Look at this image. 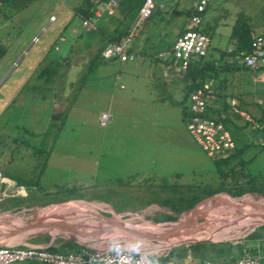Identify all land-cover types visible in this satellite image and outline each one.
Masks as SVG:
<instances>
[{
	"label": "rangeland",
	"instance_id": "rangeland-1",
	"mask_svg": "<svg viewBox=\"0 0 264 264\" xmlns=\"http://www.w3.org/2000/svg\"><path fill=\"white\" fill-rule=\"evenodd\" d=\"M80 1L18 0L0 6V13L10 17L0 19L4 22L0 24V45L7 48L0 60V172L16 186L23 184L32 190L31 197L1 198L5 187L2 183L0 214L28 216L45 206L42 204L84 198L107 200L117 212H138L149 219L162 213L173 214L160 206L166 196L174 201L177 195H182L186 202L192 195L202 197L211 193L208 191H229L228 180L220 175L219 169H233L232 180L243 173L241 175L252 179L254 185H264V145H261L264 128H259L264 115V85L250 84V79L244 81L245 76L251 78L246 72L238 74L245 87H255L251 99L244 96L241 104H237L254 122H247L243 115L228 106L224 112L226 127L238 153L225 163L223 158L209 156L187 131L181 105L177 102L181 101L185 82L182 77L166 75L162 63L165 56L158 58L159 53L171 48L187 23L192 0H154L164 7L155 10L134 29L133 57L127 61L100 58L93 72L84 77L81 74L108 41L105 34L111 33L113 26L127 31L134 19L120 23L113 15L108 22L94 20L97 29L83 31L82 36L76 32L77 39L74 45H69L68 52L67 43L59 40L60 55L65 58L56 66L63 74L58 90L33 91L34 98L28 96L26 90L31 85L24 84L21 77L29 75L28 66L47 52L43 50L45 40L62 28L63 33L71 34V26L79 23L77 17L68 14L70 26L64 28L67 20H62L57 11L60 7L70 11V7ZM40 6L45 17L41 13L37 20L31 21L30 16ZM51 12L59 19L43 30L44 24H39ZM237 18L246 20L255 32H260L264 27V0H211L208 3L201 24L209 34L208 57H218L220 51L232 45L230 31ZM33 35L38 40L18 61L20 51ZM12 66L13 70L3 78ZM169 74H173V70ZM81 80L84 83L79 87ZM19 93L27 96L30 110L16 102L22 101L19 98L22 94L17 97ZM15 96L16 105L13 104ZM251 101L257 105L251 107ZM102 113L110 116L106 126L99 124ZM52 114H57L55 119L51 118ZM253 196L262 197L253 192L235 198ZM15 205H19L18 211L11 209ZM99 205L109 209L104 204ZM9 208L11 210L4 211ZM88 209L91 211L87 214L95 213L93 206L89 205ZM252 230L248 228L236 237L219 241H205L218 243L217 249L222 248L219 243L232 241L230 255L224 256V261L239 254L240 243L237 242H244L248 248L252 238L248 241L246 235ZM144 247L146 245L137 246ZM156 250L157 247L152 248L153 257L166 255L165 251ZM163 260L158 258L157 262ZM194 262L186 252L185 257L175 259L173 264Z\"/></svg>",
	"mask_w": 264,
	"mask_h": 264
},
{
	"label": "built area",
	"instance_id": "built-area-1",
	"mask_svg": "<svg viewBox=\"0 0 264 264\" xmlns=\"http://www.w3.org/2000/svg\"><path fill=\"white\" fill-rule=\"evenodd\" d=\"M120 0H100L93 9V17L80 20L84 31L94 30L96 23L101 18L113 16ZM211 0H192L191 14L187 23L176 37L173 45L165 52L158 54V58L165 59V74L182 77L187 73L190 63L208 53V34L201 27L202 13ZM163 8V4H156L154 0H144L138 9L133 25L118 41H109L101 50V57L105 60L117 58L121 61L131 59V43L134 38V29L139 23H144L152 14L155 7ZM54 17L51 16L50 20ZM37 40V38H35ZM65 38H60L63 42ZM58 47H56L57 49ZM230 51V50H228ZM229 63L246 67L254 72L259 68L264 69V36L257 35L250 44L249 51L240 50L230 55ZM173 70V74L169 72ZM216 92L212 79L206 80L196 89L191 90L187 96V111L185 117L186 128L191 137L211 157L222 158L236 151L235 144L226 125L220 119L208 117L207 108L215 99ZM229 105L236 113L243 115L247 122H254L253 118L237 107V100L231 98ZM224 117V115H222ZM110 116L102 113L99 117L100 126H106ZM264 128V121L259 126ZM261 145H264L262 143ZM8 181L0 172V187L5 183L1 198L10 194L24 195L19 189L9 188ZM16 185V184H15ZM242 255L226 260L222 263H213L205 260L201 264H264V254L260 252L249 253L246 247L242 248ZM33 261L37 264H159L153 253L146 249L134 247L101 246L96 248H82L65 253L54 252L46 249L42 244L23 242L14 245H0V264H13L17 262Z\"/></svg>",
	"mask_w": 264,
	"mask_h": 264
},
{
	"label": "trees",
	"instance_id": "trees-1",
	"mask_svg": "<svg viewBox=\"0 0 264 264\" xmlns=\"http://www.w3.org/2000/svg\"><path fill=\"white\" fill-rule=\"evenodd\" d=\"M10 1H15V0H10ZM99 1L100 0H81L80 3L74 8V17L81 18V19L82 18H87V19L92 18L93 9L96 7ZM143 1L144 0H120L114 16H116V18L119 19L120 23L126 19L133 20L135 18V15L138 9L142 5ZM157 9H159V7L156 6L152 14L150 15V17L154 14L155 10ZM191 13H192L191 10H188L187 16H189ZM203 30L206 32L205 29ZM115 32L117 33L109 35L108 42L112 40L118 41L122 36L126 34L127 31H121V30L118 31V28H117ZM257 35L264 36V29L261 32H255L246 20L237 18L234 24L232 25V28L230 31V41L232 42V46H233L230 51L222 50L220 51L218 57L213 58V57H208L206 55L190 63L187 73L183 76V80L185 81V86L183 89L181 101H177L181 105V113L184 119L188 115V111H187L188 93L191 90L200 87L202 83L206 80H209V79L217 80L221 72L232 69L233 67H238L236 65L234 66V64L232 63L230 64L227 61L226 57L240 50L249 51L251 41ZM208 37H209V34H208ZM101 47L102 48H99L98 52L95 54V58L90 61L87 70L81 74V77L87 76L88 74L92 73L93 69L95 68L96 61L100 58L103 59L101 57V50L103 49L104 46H101ZM5 52H6V47L3 45H0V60L4 56ZM52 70L56 71V66L54 62H48L47 64L43 65L41 69V73L45 75L47 74L51 75ZM83 83H84V80H81L79 87H81ZM216 95L217 97L216 99H214L215 101L213 100L215 103L213 105L208 106L206 115L208 117L220 119L226 125L227 118H225V115L224 117H222V115L224 114L228 106L230 105L229 103H226L224 100V97L219 95L217 92H216ZM56 116L57 114H52L51 118L55 119ZM262 121H264V115H263ZM237 153L238 151L236 150L233 154H230L226 157H222L223 159L221 160L224 161L225 163H229L232 159L235 158ZM217 165H219L218 162H217ZM218 171L220 175L224 177L225 181L228 180L227 185H228L229 191H223V190L208 191L211 193L206 194L202 197H200V195L199 196L192 195L190 199H188L186 202L183 201L184 197L182 195L180 196L177 195L174 201L169 196H166L165 199L163 200V203L160 204V206L168 209L173 214L162 213L160 216L152 217L149 219L155 222L175 220L177 218V215L181 213L182 211L189 209L193 206L194 207L192 209H194L202 201L214 195H218V194H214V192L223 191L233 197H240L246 193H253V192L259 193L262 196H264V185L260 183H257V185H254L252 179H247V177L245 178L244 175H241L243 173H240L239 176H236L235 180L234 179L232 180L231 176H232V172H234L233 169H229L226 171L219 169ZM221 195L224 198V201L231 200V199L228 200V197H231V196L227 194H221ZM15 199H20V198L15 197ZM236 201L237 200H235L234 202ZM237 202L238 203L239 202L264 203V197H261V196L245 197L243 199H240ZM42 205H47V204H42ZM15 207L16 208L14 209V211H18L20 209L19 205H15ZM263 234H264V225L260 226L257 229L252 230L249 234L246 235V237L258 238V237H261ZM28 241H30V243L32 244H43L49 241V237L48 236H38V237L30 238V240ZM217 244L218 243H214L210 241H201V242H195V243L189 244L188 246L174 247L170 249L169 252L165 256L158 257V258L164 259L162 263L160 262L159 264H173V261H175V259H182L183 257H185L186 252L188 253L190 259L195 260L196 262H202V263L205 261V259L209 258L211 254H214V253L230 255L229 247L233 245L232 241L219 243V245L223 246L222 250L216 248ZM46 249L50 251H54V252H61V253H65V252L72 251V250H78V248L74 247L69 242H62L60 239L54 240L53 245L46 247ZM159 251H164V250H159ZM246 251L251 252V250L250 249L248 250V248H246ZM173 256H174V259H173ZM158 258L154 257L156 261H158Z\"/></svg>",
	"mask_w": 264,
	"mask_h": 264
},
{
	"label": "water",
	"instance_id": "water-1",
	"mask_svg": "<svg viewBox=\"0 0 264 264\" xmlns=\"http://www.w3.org/2000/svg\"><path fill=\"white\" fill-rule=\"evenodd\" d=\"M214 194L229 195L226 192H214ZM231 197L235 198L233 196ZM70 202H85L86 204L93 206L96 213L95 216L86 218L79 217L76 219L77 215L74 213H57L53 215L43 213V210L46 208L68 204ZM193 207L179 213L175 220L155 222L143 217L138 212H117L113 209H105L100 207L99 204L90 203L84 200L74 199L60 203H51L43 206L40 209L41 211L25 216V218L22 220H16L10 216L16 214H0V243H3V245L21 244L23 242H27L26 239L28 238L30 239L38 236H48L49 241L44 244L45 247L52 246L54 240L60 239L62 242H69L78 249L96 248L101 246L136 248L139 245L155 246L156 243L159 245L160 240L170 237L179 229H185L192 225L200 226L204 223H210L212 226L218 223L221 225V228H230L231 230L224 232V235L228 236L223 238H228L231 236L236 237L240 234L230 235L233 234V231L235 232L241 228V225H238V222L241 221V218H254L257 220L254 222V225L249 227L253 230L258 226L264 225V210H256L247 214L243 213L242 216L231 219L227 222L221 220L211 221L212 219H210L209 215L207 214L198 217L196 220L190 223H184L180 221L182 214L191 210ZM157 226H167L168 228L164 231L157 230ZM247 229L239 231L243 232ZM223 238L217 240H207L219 241ZM205 240L206 239L194 240L188 238L173 242L167 248H165L164 251L167 254L169 250L175 246H188L189 244Z\"/></svg>",
	"mask_w": 264,
	"mask_h": 264
},
{
	"label": "crops",
	"instance_id": "crops-1",
	"mask_svg": "<svg viewBox=\"0 0 264 264\" xmlns=\"http://www.w3.org/2000/svg\"><path fill=\"white\" fill-rule=\"evenodd\" d=\"M9 2L10 0H0V6H3L5 2ZM18 0H15V2H17ZM80 2H76L74 3V5H72L71 10L67 11L66 9L64 8H61L60 7V11H57V14L60 12V15L59 17H62V20H67L63 27L64 28H67L70 26V23L67 19V16L68 14H72L73 17H74V8L79 4ZM43 9V6H40L35 12H33L34 14H32L30 16V20L31 21H35L39 18V16L41 15V13H43L42 10ZM55 13L54 12H51L49 13L48 17L47 18H43V23L39 24V25H42L44 24V26H41V28L44 30V29H48V27L53 23L55 22L56 20L59 19L58 16H55L54 15ZM43 16L45 17V14L43 13ZM53 16L54 18L50 20V17ZM113 17V16H112ZM5 19V20H8L10 17H8V15H5L4 13L1 14L0 13V19ZM107 19H110V17H106V19H103L104 21H101L99 20L100 22H105L107 21ZM79 20V23H77L76 25H72L71 26V34H65L63 33L62 30H65V29H61V32L57 31L56 30V33H54L52 36L48 37L46 40H45V44L44 46L45 49L43 48V50L47 51L46 53L44 52V54L42 56H40V59L38 60H34L32 63L33 65H29L28 66V69H30V72H29V75H25V76H22L21 79H22V82L24 84H30L31 87H29L27 90H26V93L30 96V97H33L34 98V94H33V91H37L39 93H49V92H55L58 90L59 88V83L60 81L62 80L63 78V74L61 72L58 71V69H56V71L52 70V73L51 75H45L43 73H41V69L43 67V65L47 64L48 62H54L55 66L59 67V65H61L63 59L65 58L64 55H60V51H61V48H62V45L59 46V40L60 38H65V40L62 42V44H66V50L67 52L69 51L70 49V46H72V44L74 45V41L75 39H77V36H76V32H78L80 34V36H82V32L84 31L82 28H81V25H80V20L81 18H78ZM109 21V20H108ZM107 21V22H108ZM64 22V21H63ZM0 24H3L4 25V22L1 20L0 21ZM183 28V27H182ZM181 28V30H182ZM82 29V30H81ZM96 29V28H95ZM116 26H113V29L111 31V33H106L105 35L109 38V35H112V34H115L117 32L116 31ZM264 29V27L261 29V31ZM55 30V29H54ZM118 30H120L118 28ZM180 30V31H181ZM91 30L87 31V32H90ZM260 31V32H261ZM36 35H33L32 38L30 39V41L27 43V45L20 51L19 53V59L18 61L22 60L23 57L26 55V53L28 52V50L30 48H32L33 46V43L36 42L35 38H37L38 40V37H35ZM108 43V41L106 42V44ZM105 44V45H106ZM70 45V46H69ZM104 45V46H105ZM27 47V49L25 50V48ZM56 47H58L56 49ZM232 45L226 49V50H231L232 49ZM25 50V51H24ZM24 51V52H23ZM23 52V53H22ZM130 52H131V47H130ZM7 53V48H6V52L5 54ZM4 54V55H5ZM21 54V55H20ZM229 56L226 57L227 61L229 62ZM114 59V58H113ZM17 61V62H18ZM127 61V60H126ZM231 64V63H230ZM235 66V65H234ZM56 67V68H57ZM13 70V66L12 67H9L8 71H6V74L4 75L3 78H6L8 76V74ZM233 72H236L237 75L242 72H246L248 73V75L251 76V78L245 76V79L244 81H248L249 80V83H261L264 85V69L263 68H259L257 69V71L255 72V76H254V72L251 70V69H248L246 67H241V66H238V67H233L232 69H229V70H225L223 72H221L220 76L218 77L217 80H213L214 82V87H215V92H217L219 95H221L222 97H224V100L226 103L229 102V100L231 98H235L238 102V105L239 103L241 104V100L244 99L243 97L245 96V98L247 100L251 99L252 97V92L253 91H256L255 90V87L254 86H250L249 87H245L243 85V82H242V79L240 78V74L237 76L235 73ZM183 79V78H182ZM184 81V80H183ZM185 82V81H184ZM0 84H1V81H0ZM235 90H237V92H235ZM20 94H22V97H19V98H22V101H18L16 100V98L18 96H20ZM217 97V95H215ZM17 97L15 96V98L13 99V104L16 105V102L18 103V105H26V102H27V96L24 95V93H19L17 94ZM215 97V99H216ZM42 100L45 99V97H41ZM16 100V102H15ZM215 101V100H214ZM212 101L210 103V105H213L215 102ZM57 102V101H56ZM254 105H257L256 102L254 101H251V107H253ZM30 105L28 106V109L30 110ZM263 113V112H262ZM225 115V114H224ZM263 118V117H262ZM261 118V119H262ZM8 183L12 184V188H15V189H19V191L21 192H25V195L22 196V197H31V194H32V190L27 187L26 185H23V184H18L17 186L11 182V181H8ZM21 185V186H19ZM9 188H11L10 186H8ZM10 197H17V195L15 194H10L9 195ZM8 197V196H7ZM74 199H77V200H84V201H87V202H90V203H94V204H104L105 206H108L109 209H113V210H116L114 209V207L111 205V203L107 200H102V199H84V198H74ZM74 199H70V200H74ZM65 201V200H64ZM64 201H61V202H64ZM68 201V200H67ZM60 203V202H59ZM71 203V202H70ZM76 203H85V202H76ZM47 204H51V203H47ZM35 205V204H34ZM16 207H12L11 209H15ZM10 208L9 209H4V211L6 210H11ZM250 240V238L248 239V241ZM237 243H240L241 247L238 248V255H235V257L237 256H240L242 255L243 251H242V248L244 245V242H237ZM243 245V246H242ZM222 248H220V250L223 249V246L221 245ZM241 249V250H240ZM251 250V252L249 253H255V252H260L261 254H264V234L261 236V237H258V238H252L251 241H250V244L248 246V250ZM231 251V250H230ZM224 256L226 255H223V254H217V253H214V254H211V256L205 260H208V261H211L213 263H222L226 260H229V259H232V258H228L224 261H222V259L224 258ZM221 260V261H220ZM219 261V262H218ZM21 263V262H20ZM202 262H194L193 264H201Z\"/></svg>",
	"mask_w": 264,
	"mask_h": 264
},
{
	"label": "bare ground",
	"instance_id": "bare-ground-1",
	"mask_svg": "<svg viewBox=\"0 0 264 264\" xmlns=\"http://www.w3.org/2000/svg\"><path fill=\"white\" fill-rule=\"evenodd\" d=\"M240 199H243V198L228 197L229 201H224V198L222 197L221 194L214 195L202 201L194 209H191L185 212L184 214H182L181 221H184V223H190L196 220L198 217L204 214H207L209 215V218L212 219L211 221L221 220V221L227 222L231 219H235L239 216H242L243 213L247 214L249 212L256 211V210H264V203H261V204L260 203L258 204L255 202H239L238 203L237 201H239ZM233 200L234 201L237 200L236 203H234ZM217 205L223 206V207L219 208ZM88 206L89 204H80L76 202H71V203L63 204L59 206H51L49 208L44 209L43 213H48L52 215L57 214V213H64V214L74 213L77 215L76 219H78L79 217L86 218V217L95 216L96 213L91 214V215L86 213V212L91 211L90 209H88ZM10 216H12L13 219H16V220H22L23 218H25V216H17V215H10ZM255 221L257 220H255L254 218H241V221L238 222V225H241V228L239 230H244V229L251 227L252 225H254ZM156 228L157 230L164 231V230H167L168 227L167 226L166 227L157 226ZM228 230H231V229L228 227L221 228V225L218 223L212 226L210 225V223H204V224H201L200 226L192 225L185 229H179L176 233H174L170 237H166L165 239L160 240L159 245H157V243L155 246L152 245L153 247L152 246L150 247V245H146V247H144L143 249L152 251V248L154 249V247H157L158 250L156 251H159L160 249L165 250V248H167L171 243H173L174 240L181 241V240H185L188 238H191L194 240H197V239L217 240L225 236H228V235H224V232ZM239 230L235 232L233 231L232 232L233 234H230V235H238L239 233H241Z\"/></svg>",
	"mask_w": 264,
	"mask_h": 264
},
{
	"label": "flooded vegetation",
	"instance_id": "flooded-vegetation-1",
	"mask_svg": "<svg viewBox=\"0 0 264 264\" xmlns=\"http://www.w3.org/2000/svg\"><path fill=\"white\" fill-rule=\"evenodd\" d=\"M24 195H25V193H24ZM24 195H17V196H24Z\"/></svg>",
	"mask_w": 264,
	"mask_h": 264
}]
</instances>
